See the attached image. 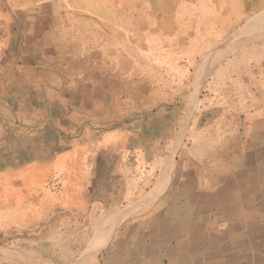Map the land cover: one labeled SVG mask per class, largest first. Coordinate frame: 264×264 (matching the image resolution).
<instances>
[{
    "label": "crops",
    "instance_id": "obj_1",
    "mask_svg": "<svg viewBox=\"0 0 264 264\" xmlns=\"http://www.w3.org/2000/svg\"><path fill=\"white\" fill-rule=\"evenodd\" d=\"M166 11L217 45L189 69L203 83L115 121L103 98L93 105L112 127L92 136L79 71L48 52L52 23L16 25L0 54V242L28 236L32 260L0 264H264V0ZM113 55L96 56L100 95Z\"/></svg>",
    "mask_w": 264,
    "mask_h": 264
},
{
    "label": "rangeland",
    "instance_id": "obj_2",
    "mask_svg": "<svg viewBox=\"0 0 264 264\" xmlns=\"http://www.w3.org/2000/svg\"><path fill=\"white\" fill-rule=\"evenodd\" d=\"M181 1L0 0V54L12 40L19 22L40 20L52 23V28L45 30L48 52L64 56L59 63H66L75 74L79 71L80 128L84 124L86 132L92 136L96 125L102 126L101 133L112 127L99 124L104 121L103 114L93 105H98L103 98L108 100L111 96L115 107L105 110V113H110L115 121L126 117L130 103L141 106L146 101H166L173 96L172 86L188 90L190 85L203 83V77H190L189 69L199 66L206 48L210 50L217 45H206L205 28L199 27L198 23L195 26L179 21L174 23L172 19L163 21L168 15L173 17L163 9L172 10ZM36 2L45 5L39 13L26 10L36 7ZM51 2L55 6L46 5ZM109 38L113 44L109 43ZM111 52L113 58L105 63L111 66L113 73L105 85L110 84L113 92L100 95L94 89L98 86L94 72L98 66L96 56ZM182 95L189 96V93ZM141 97L145 99L141 100ZM3 239L4 242H0L3 247H0V260L2 257L5 261L32 260L29 248L33 243L28 236ZM97 249L90 248L83 259L86 261L93 257ZM50 255L60 259V254Z\"/></svg>",
    "mask_w": 264,
    "mask_h": 264
},
{
    "label": "bare ground",
    "instance_id": "obj_3",
    "mask_svg": "<svg viewBox=\"0 0 264 264\" xmlns=\"http://www.w3.org/2000/svg\"><path fill=\"white\" fill-rule=\"evenodd\" d=\"M225 46V45H224ZM116 211V210H115ZM124 214V213H123ZM109 216H111L110 214H108ZM117 217V216H116ZM110 218H112V217H110ZM116 221V220H115ZM91 257V256H90Z\"/></svg>",
    "mask_w": 264,
    "mask_h": 264
}]
</instances>
